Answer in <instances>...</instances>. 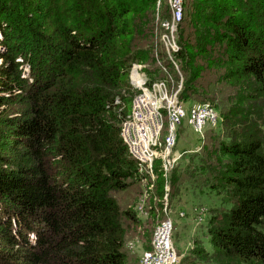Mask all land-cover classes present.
Wrapping results in <instances>:
<instances>
[{
  "label": "trees",
  "instance_id": "1",
  "mask_svg": "<svg viewBox=\"0 0 264 264\" xmlns=\"http://www.w3.org/2000/svg\"><path fill=\"white\" fill-rule=\"evenodd\" d=\"M190 7L169 57L156 0H0V264H126V241L144 233L131 204L149 181L120 136L128 75L162 57L187 77L181 101L205 70H225L229 139L177 172L230 206L202 228L207 264H264V0ZM162 185L145 191L149 218Z\"/></svg>",
  "mask_w": 264,
  "mask_h": 264
},
{
  "label": "rangeland",
  "instance_id": "2",
  "mask_svg": "<svg viewBox=\"0 0 264 264\" xmlns=\"http://www.w3.org/2000/svg\"><path fill=\"white\" fill-rule=\"evenodd\" d=\"M192 2L193 0H185V14L191 11L192 8L190 5ZM156 10L159 15L156 18V22L157 20H162L160 22L162 26L161 33H165L166 25L169 26L172 23L170 20L169 24H166L169 19L167 0H156ZM164 11L167 12L164 13ZM162 13H164L162 15L163 19L160 17ZM135 66H140L137 74L144 79L146 84L152 82L165 83L168 93L175 95L177 100L181 103L185 116L181 120L175 139V146L170 154V159H173L174 163L169 176L161 178L158 170L161 168L162 171V160L156 159L153 161L152 177L148 179L149 181L140 182L142 187L144 185V192L135 200L134 204H131V210H135L136 216L143 228L140 229V227L137 226V231L138 233L141 231L144 233L143 236L140 237H137V235H130L129 239L126 241L127 243H125L124 247V252L127 257L126 264H139L140 257L144 253L149 252L152 231L162 221V217L165 218L166 212L173 221L171 241L173 249L180 256L179 264H207L212 262L209 259L210 257H212V260H215L217 256L213 257L214 251L211 248V243L208 242V236H206L202 228L208 227L207 224L209 225L210 220L213 219V216L216 215L217 212H221L224 209L228 210L230 206L222 201L223 198L220 194L223 193L222 190L217 193L216 191H206L205 188L199 186L198 188L195 186L198 181L193 182L190 177L185 178V176H177V172L185 171L189 166L197 165L199 157L202 156L205 150L206 152L213 151L220 143L229 139V137H225L226 134H224L225 131L223 129L224 115H226L228 107L226 105V100L229 97V95L225 93L226 85L221 81V77L225 73V70L223 67L211 69L209 71L205 70V73L200 76L199 80L192 84L188 90H185L186 99L181 101L179 96L184 92L185 80L187 77L182 72L180 64L172 65L170 62L168 64L162 57L160 61L155 62L153 66H148L146 64H135ZM131 71L132 68L128 75V84L130 82ZM155 71H158L160 76L150 77L149 74L151 73L152 75ZM132 90L135 91L136 94L138 93L137 90L133 88ZM205 104L212 107L217 112V122L214 125L206 123L202 131L198 132L191 126L189 119L190 110ZM19 111L20 108L18 105L10 106L6 110L5 115H15ZM163 123L164 125L161 129V134H163V136L161 137V141H163L167 132L165 117H163ZM233 131L234 130H232V132ZM232 135V139H235L236 135L234 132ZM201 147L204 149L203 152L196 154V151H199ZM183 174L185 173L183 172ZM158 177L163 181V195L160 196V206L158 205L160 210L158 212V208L153 206V214H151V218H149L146 213L148 208L145 191H153L154 182ZM186 181L187 185L182 188L181 185L185 184ZM125 202H127V200L121 201L122 205ZM200 207L206 208V212L202 215L204 217L203 222L197 224L196 221H194L192 211ZM127 208L129 207L127 206ZM181 213L183 215H181ZM30 239H32V237ZM0 243L3 242L0 241ZM129 243L132 244L131 247H128ZM194 251L197 253L195 254ZM227 262V264H244L239 262L238 259H229Z\"/></svg>",
  "mask_w": 264,
  "mask_h": 264
},
{
  "label": "built area",
  "instance_id": "3",
  "mask_svg": "<svg viewBox=\"0 0 264 264\" xmlns=\"http://www.w3.org/2000/svg\"><path fill=\"white\" fill-rule=\"evenodd\" d=\"M182 3L183 0H167L172 23L167 25L168 32L160 37V41L169 57L178 49L174 32L181 18ZM139 67L132 66L129 84L138 93L132 99L130 112L122 124L120 136L128 154L136 162L140 174H144L148 179L151 178L153 161L161 159L162 174L166 178L173 168L174 160L170 159V154L175 146L177 131L185 112L175 95L168 93L165 83L146 84L137 74ZM190 111L191 126L198 132L202 131L206 123L214 125L217 122V112L207 104L197 106ZM163 117L167 132L161 141ZM205 212L206 209L203 207L192 211L197 224L203 222L202 215ZM165 215L166 218L152 233L150 251L140 257L139 264L180 263V256L172 247L173 221L167 212ZM131 246L132 244L129 243L128 247Z\"/></svg>",
  "mask_w": 264,
  "mask_h": 264
}]
</instances>
